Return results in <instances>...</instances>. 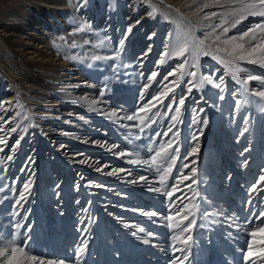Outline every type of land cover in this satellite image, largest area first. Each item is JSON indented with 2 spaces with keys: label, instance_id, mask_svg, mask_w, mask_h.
Masks as SVG:
<instances>
[{
  "label": "rangeland",
  "instance_id": "1",
  "mask_svg": "<svg viewBox=\"0 0 264 264\" xmlns=\"http://www.w3.org/2000/svg\"><path fill=\"white\" fill-rule=\"evenodd\" d=\"M180 1L74 0L72 5H52L55 7L47 9L41 6V1L19 0L18 4L12 6L14 9L11 20L14 30L8 45L12 47L22 70L21 73H16L0 61V99L6 94H16L13 108L11 107L10 111L8 109L7 113L3 112L4 107L2 108L0 103V124L3 120L1 116L5 113L4 119L9 120H7L9 130L19 126L18 131L12 132L13 140L11 139L10 148L0 155V238L4 240L16 238L18 246H25L31 254H37L44 260L45 264H48V261L52 264L65 261L56 251L55 241H51L53 235L48 219L53 215L57 217V221L59 220L58 215L61 216L62 213L59 207L62 203L60 200H63L64 196L58 198L61 196L59 191L53 190L49 193L46 191L49 194H46V198H49V205L46 207L49 209L41 208L39 212L41 217L36 216L35 221L36 226L43 229L46 235L43 236V244L39 245L33 239H29L31 236L27 235V230L36 214L35 205L42 206V197H40L42 191L36 190L34 195L27 197L22 202L23 208L22 206L20 209L15 208L18 205L16 201L20 197L19 194L24 192L23 185L28 180L25 173L30 179L34 173L31 172L34 165L32 162L29 163L31 157L23 154L17 165L15 163L8 166V169L10 167V170L12 169L9 175V170L5 171L8 165L6 155H9L16 146L19 136L27 132L26 138L30 143L41 142L40 146L35 147H41L38 158L44 159V162L53 161L55 156H59L58 153L66 161L73 159V155L76 156V161L86 159L82 164L89 159L104 160L110 159L107 156H114L110 159L114 158L110 163H115L117 168L122 167V169L125 164L117 161L116 157L122 161H126L128 157L131 159L142 157V160L150 161L147 165H150L152 173H148L150 177L147 178L148 182L145 185L151 188L150 197L158 199L157 203L152 202L154 201L152 198L147 199L148 202L141 209L142 215H145V212H154L155 220L162 218V215L177 217L171 228L174 233L182 230L190 220H195L189 231H182L184 238H188L195 227L199 231L197 236L194 233L190 242L192 253L186 256L189 264H195L194 259L199 264L202 261L205 264H220L221 257L226 258L222 260L223 264L225 262L235 264L238 263L236 257L241 256L243 251L249 250H256L257 259L264 264V232L260 231L264 228V223H261V219L264 218L256 219L253 223L248 222L253 220V217L249 215V206L246 204L248 197H245L249 195L252 183L258 181L259 176L264 175V112L260 110L264 106V99L245 93L241 85L232 79L235 68H226L217 60H213L211 55H201L197 58L187 52L183 57L169 54L185 37L189 42L194 37L205 40L206 45H211L212 53L216 54L214 50L219 43H213L216 35H220L223 41L232 36H240L243 31L253 28L257 23L264 24V17L252 15L251 10H247L248 4L254 3L258 10L264 9H261L258 0ZM133 3L139 4V10L133 9ZM236 20L240 23L232 28L231 24ZM44 24L47 29L41 28ZM223 27H228L229 31L222 33ZM179 28L187 35L182 39H178L175 35ZM206 33L210 34L208 39H205ZM7 34L0 27V37H7ZM254 34L257 36L255 43L264 44V33L255 29ZM251 35L250 33L249 37H244V41H249ZM57 37L61 39V45H64L60 51H54L49 42ZM236 42L240 41L233 43ZM220 46L224 47V45ZM219 55L224 56L223 53ZM185 59L188 63L180 69L178 65ZM194 63L195 68L192 67ZM239 66L253 70V74L264 72V69L247 64L246 61L239 62ZM81 67L84 69L80 73ZM35 69L39 71L40 80L36 81V88L29 89L32 86L30 83L26 84L24 79L33 75ZM41 71H49L55 77L51 79L47 73L43 74ZM152 71H156L158 75L156 80L148 81L146 77ZM170 71L175 72V75L169 76L168 80L164 81L163 76ZM189 71H196L197 76L186 75ZM82 73L85 75L81 77ZM209 74L213 75L214 81H217L220 75L224 76L226 84L224 92L220 93L218 89L208 84L203 88L193 89V92L187 96L185 105L181 106L179 119L182 122L176 125L180 133L178 140H173V146L179 144V154L174 161L165 159V154H173V149L167 145L171 133L168 136H157L155 133L166 131L172 123L170 116L175 115V112H165L162 105L169 103L167 98L163 99L162 104L153 101L156 106L151 112L146 113L140 109L152 94L163 91L165 85L173 87L172 81H176L178 85L175 95L179 96L186 93L188 85L185 81L192 80L196 83L201 75ZM246 75L247 73L244 72L237 73L239 79L246 78ZM145 84L149 85L147 89L144 88ZM249 88L261 90L258 81H251ZM142 93L143 99H141ZM169 95L171 96L172 93ZM220 95H224L225 99L220 100ZM236 100L241 101L239 108L235 105ZM47 103L48 106L41 105ZM157 109L161 115L154 116ZM201 109L204 112H201ZM51 112L61 120L52 118L49 115ZM101 114L106 115L104 120L100 119ZM132 115H136L137 119H127ZM148 117L153 119L150 120ZM205 118L208 123L203 125L200 121ZM63 122L67 123V129L76 125V131L63 130ZM245 128H247L246 132ZM201 129L202 133H200ZM256 131L257 138H255ZM5 132L0 131L1 139L5 137L3 135ZM193 133H200L199 147L195 154L185 159L184 157L195 144L191 141ZM61 143H63L62 147L59 146ZM27 148H31V145ZM161 149L164 152L153 162L152 157ZM33 152L34 150L32 154ZM122 152H126V155L121 156ZM169 165L171 170L166 173ZM57 166L58 164L49 172L50 182H54L55 178L68 177L70 174V171L65 175L56 171ZM75 167H71V178L73 177L74 183L84 181L86 184L89 181L87 185H91V182H99L96 176L85 174L83 169L76 167L77 171ZM192 167L196 168L195 173L191 172ZM45 170L43 168V171ZM19 172L21 176L23 174L22 179L18 176ZM17 176V181L14 183ZM84 176L89 178L86 179ZM16 184L17 186L14 187ZM261 184L264 185V181H259L258 186ZM177 185L179 187L174 192L172 188ZM210 186H213L217 193L214 195L216 202H207L211 199ZM238 186L241 188V193L237 191ZM69 188L70 194L73 190L77 199L78 197L80 199L81 192L82 195H88L89 189L81 190L78 194L79 189L76 190V184H71ZM169 192L174 193L167 198ZM104 194L102 191L101 195ZM208 195L210 196L207 199ZM103 197L102 200L106 199L105 195ZM234 200L236 202L232 203ZM260 203L262 205H259ZM260 203L255 209L253 204L250 211L258 213L262 210L264 195L261 196ZM51 208L53 212L47 214ZM142 215L141 219L135 220L132 225L133 235L137 234L134 231L144 230L147 226V217ZM185 216L187 219L184 218ZM182 219L184 222L179 223ZM240 221L244 223L238 225ZM18 223L19 228H17ZM242 226L241 232L233 230V227L240 229ZM60 228L63 233L64 226ZM251 231H255L256 234L250 235ZM94 241L91 242V246ZM74 243L70 247V258L65 264H76L78 260L74 255L77 247ZM248 244L251 245L250 249L247 247ZM189 251L190 249L186 252ZM230 251L232 255L227 257L226 252ZM1 263L4 264V257L0 260Z\"/></svg>",
  "mask_w": 264,
  "mask_h": 264
},
{
  "label": "bare ground",
  "instance_id": "2",
  "mask_svg": "<svg viewBox=\"0 0 264 264\" xmlns=\"http://www.w3.org/2000/svg\"><path fill=\"white\" fill-rule=\"evenodd\" d=\"M37 1H41L42 2V3H40L41 6L43 5L47 9H52L55 7V6L52 7V5H57V6L59 4H61V5H72L74 3V0H37ZM182 1L183 0H181L180 2H182ZM18 2H19V0H0V27L3 30H5L6 33H8L7 37H2V38L0 37L2 39V40H0V61H2L3 63H5V65L10 67L11 70L16 71V73H21L22 69L19 67L20 66L19 61H18L17 57L14 56L12 47L10 45H8V43L11 42L10 37L12 38V33L14 30L13 21L11 20V17H13L12 12L14 9V8H12V6L18 4ZM138 5L139 4H137V3H133V9H135L136 11L139 10ZM17 6H19V5H17ZM197 7H198V4H197ZM199 8H201V6H199ZM71 10H70V12H71ZM67 17H68V15H67ZM44 21L46 22V19ZM46 24H47V22H46ZM69 27L71 28L70 30H72V27L70 25H69ZM41 28L47 29L45 27V24ZM175 35L178 39H182L185 36H187L185 34V32L182 31V29H180V28L178 30H176ZM60 40L61 39L59 37H57L56 39L49 41L52 44V48L55 49L54 51H60L61 47L64 48V45H61ZM82 69H84V68L81 67V69L79 71L80 73H81V71H83ZM41 73H43V74L47 73L48 76L51 77V79L55 77L54 75L50 74L49 71H41ZM80 75L82 77L85 74L82 73ZM47 79H48V77H47ZM47 79H44V80H47ZM37 80H40L39 71H37V70L33 75L26 76V78L24 79L26 84L30 83V86H32L29 89L36 88L35 84H36ZM15 99H16V94H6L5 96L3 95V98L0 99V103H2L1 107L2 108L4 107L3 112L8 111V109L10 111L11 107L13 108ZM6 104H9V105L7 106ZM41 105L48 106V103H47V105L46 104H41ZM18 110H19V108H18ZM28 110H30V109H28ZM4 115H5V113H3V116H1V119H3V120H2V124H0V131H4V132L6 131V132L3 134V135H5V137L2 139L0 138V139L6 140L7 144L6 145L0 144V148H3V151H0V153H1L0 155H2L3 152L5 153L7 151V149L10 148L11 139L13 137L12 131L9 130V125H8L9 120L7 119L8 120L7 121L6 119H4ZM18 115L21 116V114H18ZM49 115L58 121L61 120L59 116H56L54 114V112L49 113ZM49 115H48V117H49ZM41 116H43V115H41ZM104 118H106V115L101 114L100 119L104 120ZM10 119H11V117H10ZM5 121H7V123H5ZM63 124H64L63 130H66V131H68V130L74 131L75 130L76 131V128H75L76 125H74V126L72 125L73 127H71L70 129H67V125H66L67 123L63 122ZM18 127L19 126L17 125L16 129ZM77 128H79V127H77ZM26 133H25V135L23 134V135L19 136V138L17 139L19 141V143L18 144L16 143V146L12 149V151L9 150L10 151L9 155L8 154L6 155V157L11 156L12 159L8 160V162H7L8 165H6L5 171L9 170L8 173L10 175L12 169L10 170L11 167L8 169V166L9 165L12 166L15 163L17 165V163L21 160V158H22L21 156L23 154L31 157L29 163L32 162V165H34L31 168V172H34V173L30 179H29V175H27L25 173V177L28 178L27 183L29 184V188L27 190H25L23 187L22 190L25 193V199L29 196L31 197L32 195H34L36 190L42 191L41 195H40V197H42V200H41L42 206L40 207L39 204H38L39 207L35 205L36 209L34 212L36 214L33 217V222H31L30 230L29 229L27 230L28 231L27 235L31 236V238H29V239H33V241L38 245L41 243L43 244V242H44L43 236H46V235H45L43 229H41L38 225L36 226V223H35V221L37 220L36 216L41 217V214L39 213L41 208L45 209L46 205H49V203H48L49 198H46V194L49 192H53V190H54V191H59V194L61 196L58 198H61L62 196H64L63 197L64 199L60 200V201H62V203L60 204L59 207L62 210V213H60L61 216L58 215L59 220L57 221L56 220L57 217H54L53 215H50L48 218L49 219V225H51V227H50L51 228V234L53 235V240H51V241H55L54 246L56 247V251L60 254L61 258L65 259L66 262L70 258L69 257L70 256V254H69L70 253V247H71V245H73L75 240L78 238L76 240V242L74 243V244H77L76 245L77 247L75 250H78L80 247L83 246L85 251L81 254V256L79 257L77 262H75L76 264H189L188 263L189 259L186 261L185 257L188 256L190 253H192V249L190 247V242L193 239L194 233L196 236L199 234V231H197V227H195L193 229V231L190 235L191 239H187V237L184 238L183 232L181 229L178 230V233H174V231H171V228H173V225H174L173 221H175L177 219V217L170 216L171 219H168V217H163V215H162V218L155 220L153 218V216L142 215L143 210H141V209H142L143 205L146 202H148L147 199L152 198V200H154L152 202H154V203H157V199H158L155 197H150L151 188H149V187H147V185H145V183L148 182L147 178L150 177L148 175V173H152V170L149 167L150 165H147L146 163H144L145 159L142 160L141 159L142 157L141 158L135 157L133 159L128 157V159L126 161H122L121 159L116 157L115 159L116 160L118 159L117 161H120L122 164H125V165L123 167V171L115 172L111 175L109 173H112L113 169H122V167L117 168V166H115V163H112V164L110 163V162H112V160H114V158L112 160H110L114 156H112V157L107 156L110 159L106 158L104 160H102V159H95V160L89 159V160H87V162L85 164H82L81 163L82 159L80 161H76L75 160L76 156L73 155L72 156L73 159L66 161L58 153V151H56L55 154L58 153L59 156H55V159L53 161H50V160L46 161L45 160V162H44V159L38 158V156L40 154V148L41 147H39V146H40L41 142H39L40 144L39 143L38 144L30 143V141L27 140V138H26L28 136ZM256 133H257V131H256ZM257 135H258V133L255 135V138H257ZM46 141H47V139H46ZM29 145H31V148L28 149L27 146H29ZM36 145H39V146L36 148L35 147ZM59 146L62 147L63 143H61ZM32 150H34L33 154H32ZM19 153H20V155H19ZM17 154H18V156L16 157ZM129 160H134V161H136V163H128ZM84 161H83V163H84ZM148 162H150V161H148ZM69 163H72V164H69ZM256 163H257V160H256L255 164ZM57 164H58V166L56 168V171L63 172L62 173L63 175H65L67 172L70 171V174L68 177L65 176V178L62 177L60 179L55 178L54 182H50L48 179V177L50 176L49 172H51V169H53ZM75 166L79 169L80 168L83 169V171H84L83 173H85V174H92L93 176H96V178H98L99 182H94V183L91 182V185H87L89 183V181L86 184L84 181H78L77 183L76 182L74 183L72 180L73 177L71 178V172H72L71 167L74 168ZM43 168H45L46 170L43 171ZM77 168L75 170H77ZM98 168L100 169V171H97ZM124 168H126V170ZM14 169H15V166H14L13 170ZM97 172H98V174H96ZM20 173L21 172H19L18 176H21ZM18 176L13 181L14 183H16ZM22 176H23V174H22ZM22 176H21V179H22ZM142 176L145 178L144 180L140 179V177H142ZM43 177H44V180H43ZM68 178H70V179L68 180ZM85 178L87 179L89 177H85ZM85 178H84V180H85ZM133 181H135V182H133ZM17 184H19V183L17 182ZM17 184L14 185V187L17 186ZM71 184H76V187H77L76 190L79 189V190H77L78 194H79V191L81 192V190L89 189L87 191L88 195L85 194L86 195L85 196L83 194L84 195L83 196L82 195L83 192H81V195H79L80 199H79V197L77 199L74 196L73 190L70 194L71 189L69 188V186L71 187ZM139 184H144L145 186L139 185ZM260 186H264V185L261 184ZM178 187H179V185H177L176 187H173L172 190L175 192V190H177ZM209 189L212 190V193L210 194L211 199L207 202H213V201L216 202L217 199H214V195L217 194L216 191L214 190L215 188L213 186L212 187L210 186ZM46 191H47V193H46ZM102 191H104V193H105L104 195L106 197V199H104V200H102L104 198L103 197L104 195H101ZM237 191L239 193H241V188L239 186L237 187ZM174 192H172V193H174ZM235 193H236V191H235ZM37 194H39V193H37ZM47 195H49V194H47ZM210 195L206 196L207 199L209 198ZM261 196L262 195L254 194L251 197V199L254 197L253 198V200L255 201L254 207H253L254 209L260 203ZM170 197H167V198H170ZM245 197H248L247 199L250 198L249 195L245 196ZM19 199H20V197H19ZM25 199L20 200V203L15 208L20 209L21 206L23 205L22 202H24ZM84 200H85V202H84ZM108 201H111V202H108ZM241 201H243V200L241 199ZM235 202L236 201L234 200L232 203H235ZM4 204H2V205L5 206ZM150 204H152V203L150 202ZM259 205H262V204L260 203ZM22 208H23V206H22ZM3 209H4V207H3ZM46 209H49V207L48 208L46 207ZM261 209L264 210V206ZM42 212H44V211H42ZM52 212L53 211L51 208V210L47 211V214H50ZM141 215L143 217H147V220H148L147 226L144 230L140 229V231L139 230L134 231V232H137V234L135 233L136 235H133L134 233H132V225H134L135 220L141 219V217H140ZM207 219H209V218H207ZM249 219L250 218H248V220ZM180 221H179V223L184 222L183 219ZM42 223H43V221H42ZM243 223L244 222L240 221L238 223V225H241ZM63 226H64L63 230H65V231H63V233H61L62 229L60 227H63ZM242 228H243V226L240 229L233 227V230L235 232H238V231L241 232ZM144 240H148L149 243L145 244ZM185 240H187V243H184ZM92 241H94V244L91 246ZM186 245H189V246L186 247ZM193 248H194V246H193ZM236 248H237V246H236ZM188 249H190V251L186 252ZM248 252L250 253L249 259L245 260V259H243L242 255L241 256L239 255L236 257L238 263H235V264H239V263L240 264H261V261H259V259H257L258 257L256 255V250H249ZM226 253L228 255L227 257L232 255L231 251L226 252ZM8 255L9 256L12 255L10 251L8 252ZM260 256H261V254H260ZM0 258L2 259V257H0ZM197 258H198V256H197ZM220 259H221L220 264H223L222 260L226 259V258L221 257ZM179 260H181V261H179ZM177 262H179V263H177ZM193 262L195 264H199L196 261V259H194ZM200 263L205 264V263H203V261ZM229 263L225 262L224 264H229Z\"/></svg>",
  "mask_w": 264,
  "mask_h": 264
},
{
  "label": "snow or ice",
  "instance_id": "3",
  "mask_svg": "<svg viewBox=\"0 0 264 264\" xmlns=\"http://www.w3.org/2000/svg\"><path fill=\"white\" fill-rule=\"evenodd\" d=\"M259 5L261 6V9H264V0H258ZM247 10H251L252 15H259L261 17H264V10H258L256 8V4L250 3L247 5ZM240 23L239 20H236L231 24L232 28H235L236 25ZM259 29L261 33H264V24L257 23L254 25L253 28H249L246 31H243L240 36H232L229 37L228 39H225L221 41L220 35L215 36V40L213 43H217V46L215 47V53H212V48L211 45H206L205 40L199 39L198 37H194L191 42L187 40L185 37L180 43L177 44L176 48L173 49L169 54H174L176 56H181L183 57L185 53H189V55H194L195 57H199L201 55L203 56H209L211 55L213 60H217L221 65H224L226 68H235V71L232 74V79L236 80L238 84L241 85L245 93H249L250 95H254L256 97H259L261 99H264V72H259L257 74H253V70H249L245 67H240L239 62L241 61H246L247 64L250 65H255L259 69H264V44H259L257 45L255 43V40L257 39V36L254 34V30ZM229 31L228 27H223L222 28V33H227ZM213 32H215V28H213ZM250 33L252 34L250 37V40L245 42L244 37H249ZM210 34L206 33L205 34V39H208ZM239 40V43H233L235 41ZM247 43V47H246ZM220 45H224V47H221ZM223 53L224 56L221 57L219 54ZM259 54V58L257 59V55ZM168 55V54H166ZM97 59H101L100 57H97ZM163 63V61H161ZM188 63L187 59L181 64L178 65L180 69H183L185 67V64ZM193 68L196 67V64L194 63L192 65ZM244 72L247 73L246 78L244 79H239L237 76V73ZM158 73L156 71H152L150 75L146 77L148 81H154L156 80ZM175 72H168L166 75L163 76V80L167 81L169 76H174ZM186 75L190 77H196L197 72L196 71H189ZM251 81H258L261 90H256V89H250L249 88V83ZM159 83V81H157ZM173 84V87H167L166 85L164 86L163 91H158L157 94H152L150 98L145 102L144 107L140 109V111L144 112H151L152 108L155 107L156 105L153 104V101L156 102V104H162L163 99L167 98L169 100L168 104L162 105L165 109L166 113H171L175 112V115L170 116L171 124L167 127L166 131L164 133H155V135L160 136H168L169 133H171V138L167 141V145L169 148L173 149V154L168 155L165 154V159H170L174 161L176 159V155L179 154L180 148L179 144L177 143L175 146H173V140H178L180 129L176 127L177 123L182 122L179 119V114L181 113V106L185 105V100L188 95H190L193 92L194 88L200 89L203 88L205 84L211 85L213 88H216L220 91V93H223L226 87L224 76L220 75L217 81L213 80V75H201L199 77V80L194 83L192 80H187L185 83L188 85L186 88V93L181 94L179 96L175 95V90L176 87H178L176 81L171 82ZM149 87L148 84L144 85V88L147 89ZM172 93L170 96L169 94ZM144 98V94H141V99ZM220 100H224L225 97L224 95L219 96ZM246 102V101H245ZM235 105L237 108L241 105L240 100L235 101ZM262 112H264V106L261 107L260 109ZM201 112H204L203 109L200 110ZM154 116H159L161 115L159 109L153 114ZM127 119L129 120H135L137 119L136 115L128 116ZM148 119L152 120V117H148ZM153 122H155L153 120ZM195 122V121H194ZM247 122V121H245ZM7 123V121H5ZM201 124L206 125L208 123V120L202 119L200 121ZM143 130V129H141ZM12 132H16V128L11 129ZM244 131H247V128L244 129ZM200 133H202V129L200 130ZM200 133H193L191 136V141L195 142L194 146L191 148V151L187 153V155L184 157L187 159L188 156L193 155L196 153L199 143H198V136ZM243 133H241L242 135ZM17 144L19 141L17 140ZM0 144H7L6 140H0ZM248 149H245L247 151ZM0 151H3V148H0ZM162 152H164L163 149L161 151H157L156 155L152 157V161L155 162L156 157H159L162 155ZM121 156L126 155V153H120ZM8 160H11L12 157L8 156ZM83 163V161H81ZM128 163H136L134 160H129ZM144 163H148V161H144ZM245 163H247L245 161ZM184 167H188V165H184ZM171 170V165H169V168L166 170L170 171ZM97 171H100L98 168ZM123 171V169H113L112 173H109L110 175L115 173ZM179 171V170H178ZM191 172L195 173L196 168L192 167ZM141 180H144L145 178L142 176L140 177ZM185 179L187 177L185 176ZM259 181H264V175L259 176L258 181H254L252 185L249 188V199L246 201V204L249 206V215L253 217V220L248 221L249 223H253L256 219H261L264 218V210L259 211L258 213H252L250 211L251 206L255 203L251 197L256 194V195H264V187L258 186ZM135 182V181H133ZM195 182V181H193ZM161 183L163 184V177L161 180ZM29 188V184L26 183L24 184V189L27 190ZM156 191H159V189H155ZM167 195L170 197L171 193H167ZM20 199L16 201L17 204L20 203V200L25 199V193L21 192L19 194ZM145 215L148 216H154L156 213L154 212H145ZM18 215V213H17ZM187 219V216L184 217ZM168 219H171V217H168ZM247 219V218H246ZM261 223H264V219H261ZM195 224V220H190L188 224L182 228V231L187 232L189 229L192 227V225ZM20 225L19 223L17 224V228H19ZM30 230V227H29ZM261 232H264V228L260 229ZM250 235H255V231H251L249 233ZM11 236V234H9ZM187 239H191L189 236ZM144 243L147 244L149 243L148 240H144ZM184 243H187V240L184 241ZM248 249L251 248V245H247ZM11 252V256L8 255V252ZM85 251L84 247H80L78 250L75 251L74 255L79 259L81 254ZM0 257H4V264H45V261L42 260L37 254H31L30 250H26L25 246H18L16 238H9L7 240H4L3 238H0ZM242 257L243 259L247 260L250 258V253L248 251H243L242 252ZM187 259V257H185ZM48 264H52L51 261H48ZM59 264H65L64 260L59 261Z\"/></svg>",
  "mask_w": 264,
  "mask_h": 264
}]
</instances>
